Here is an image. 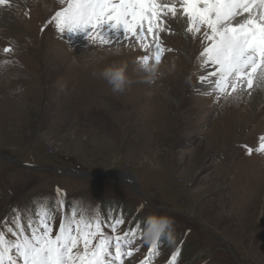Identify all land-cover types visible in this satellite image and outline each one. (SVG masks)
<instances>
[{
    "label": "rangeland",
    "instance_id": "1",
    "mask_svg": "<svg viewBox=\"0 0 264 264\" xmlns=\"http://www.w3.org/2000/svg\"><path fill=\"white\" fill-rule=\"evenodd\" d=\"M61 7L59 0H11L6 22L0 19V154L14 158H0V231L9 239L8 228L31 235L38 207L55 209L62 200L67 208L56 211L53 232L74 205L100 213L109 235V209L122 211L117 234L140 223L139 251L126 264L147 254L150 216L174 222L151 264H168L176 248V264H264V152L257 151L264 92L255 101L205 95L211 82L200 81L208 70L197 60L200 41L189 35L185 42L181 23L149 72L138 47L59 33L48 21ZM108 65L125 66L131 83L123 92L100 77Z\"/></svg>",
    "mask_w": 264,
    "mask_h": 264
},
{
    "label": "snow or ice",
    "instance_id": "2",
    "mask_svg": "<svg viewBox=\"0 0 264 264\" xmlns=\"http://www.w3.org/2000/svg\"><path fill=\"white\" fill-rule=\"evenodd\" d=\"M61 7L48 23L59 33L83 34L92 44L112 46L126 43L138 47L145 55L137 59L143 69L152 72L171 49L166 36L173 34L174 24L185 42L191 35L198 39L201 51L197 57L201 69L214 66L209 74H200L202 83H209L216 99L251 97L264 91V0H59ZM11 0H0V7H10ZM4 51L10 52V48ZM257 151L264 152V136ZM251 151V150H249ZM67 208L61 200L56 208L40 205L34 214L36 223L31 235L23 230L13 232V239L0 231V264H126L139 248H133L141 224L117 234L123 217L113 218L105 233L101 214L87 212L74 205L61 217L53 232L55 213ZM17 217V228H20ZM159 231L151 240L147 254L139 264H151L159 255ZM171 242V236H168ZM180 249L173 251L168 264H176Z\"/></svg>",
    "mask_w": 264,
    "mask_h": 264
},
{
    "label": "clouds",
    "instance_id": "3",
    "mask_svg": "<svg viewBox=\"0 0 264 264\" xmlns=\"http://www.w3.org/2000/svg\"><path fill=\"white\" fill-rule=\"evenodd\" d=\"M99 75L111 86L113 92H123L131 83L123 65H108L101 69ZM173 223V220L166 216L148 217L146 222L147 238L151 241L156 237L157 231L160 235L170 233Z\"/></svg>",
    "mask_w": 264,
    "mask_h": 264
},
{
    "label": "bare ground",
    "instance_id": "4",
    "mask_svg": "<svg viewBox=\"0 0 264 264\" xmlns=\"http://www.w3.org/2000/svg\"><path fill=\"white\" fill-rule=\"evenodd\" d=\"M37 2H38V0H37ZM62 5V4H61ZM64 6H66V3L64 4ZM60 9V8H59ZM6 14H7V8L6 7H1L0 8V19H1V21H3V22H6ZM31 14H34V13H31ZM9 18V17H8ZM20 18V17H19ZM9 25L11 24V22L10 23H8ZM3 25V24H2ZM175 25V24H174ZM5 26V25H4ZM176 26V25H175ZM10 28V27H9ZM71 35H73V34H71ZM212 71H214V67H208V70H207V74H209V73H211ZM211 80H212V78L210 77L209 78V83L211 82ZM209 83H204V86L203 87H206L207 85H209ZM261 91V90H260ZM256 92V91H255ZM254 92V94L251 96V100H253V101H255V98L257 97V93H255ZM259 92V91H258ZM264 92V91H263ZM263 96V95H262ZM133 129V128H132ZM129 133V132H128ZM132 133V132H131ZM243 255V254H242Z\"/></svg>",
    "mask_w": 264,
    "mask_h": 264
},
{
    "label": "water",
    "instance_id": "5",
    "mask_svg": "<svg viewBox=\"0 0 264 264\" xmlns=\"http://www.w3.org/2000/svg\"><path fill=\"white\" fill-rule=\"evenodd\" d=\"M30 168H40V167H37V166H29ZM74 171H76V170H74ZM105 172H103L102 174H88V176H90V177H96V176H99V175H108L109 173H105ZM127 178H131L132 179V177H131V175H128L127 176ZM134 187H136V184L134 185Z\"/></svg>",
    "mask_w": 264,
    "mask_h": 264
},
{
    "label": "trees",
    "instance_id": "6",
    "mask_svg": "<svg viewBox=\"0 0 264 264\" xmlns=\"http://www.w3.org/2000/svg\"><path fill=\"white\" fill-rule=\"evenodd\" d=\"M106 206L110 207L111 204H106ZM107 212H108V215L110 216V220L113 219V218L119 217V216L117 215V213H112L111 215L114 216V217H112V216L110 215V209L107 210Z\"/></svg>",
    "mask_w": 264,
    "mask_h": 264
}]
</instances>
